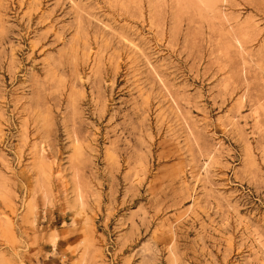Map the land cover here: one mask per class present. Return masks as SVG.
I'll use <instances>...</instances> for the list:
<instances>
[{
	"label": "rangeland",
	"instance_id": "374dc122",
	"mask_svg": "<svg viewBox=\"0 0 264 264\" xmlns=\"http://www.w3.org/2000/svg\"><path fill=\"white\" fill-rule=\"evenodd\" d=\"M0 264H264V0H0Z\"/></svg>",
	"mask_w": 264,
	"mask_h": 264
}]
</instances>
